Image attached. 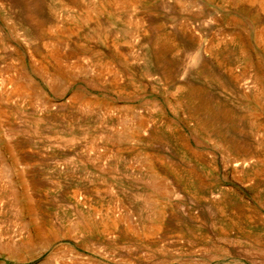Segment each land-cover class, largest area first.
Segmentation results:
<instances>
[{"label": "rangeland", "instance_id": "374dc122", "mask_svg": "<svg viewBox=\"0 0 264 264\" xmlns=\"http://www.w3.org/2000/svg\"><path fill=\"white\" fill-rule=\"evenodd\" d=\"M100 1L0 0V264H264V97L249 107L231 79L248 61L245 80L264 82L262 1ZM181 85L227 108L212 131L246 152L243 167L198 126L201 110L176 104ZM248 112L255 128L238 119ZM122 113L143 127L112 151L106 120ZM106 211L111 229H74L79 212Z\"/></svg>", "mask_w": 264, "mask_h": 264}, {"label": "bare ground", "instance_id": "6f19581e", "mask_svg": "<svg viewBox=\"0 0 264 264\" xmlns=\"http://www.w3.org/2000/svg\"><path fill=\"white\" fill-rule=\"evenodd\" d=\"M136 1H138V0H101L99 2V6L96 8V10L104 11L106 9L112 8L113 6H121V5L132 6ZM247 1L250 2V0H247ZM254 1L257 2L258 0H254ZM260 2H261L260 4H262L261 6L264 8V0H260ZM31 17L32 16H30V18ZM82 18H88V16L86 15L85 12L83 13ZM130 22H131V20L130 21L128 20V22H126V24L127 23L129 24ZM34 24H35V27L37 29V32L32 31L34 33V37L36 36V34L40 35V37H41V33L43 31V28H42L43 26H41V24L39 22H37V20H34ZM99 27H100L99 24H97L98 30H99ZM23 30H24L25 37L31 38V29L26 27ZM42 35H43V33H42ZM162 42H165V37L162 38L160 36L155 40V43H154L156 46H158V49L156 50L157 51L156 54H159L160 57H162V53L164 52L162 50L165 48V45H164L165 43H162ZM258 42L260 44L264 45V31H263V33H261L258 36ZM244 50H245L244 43L242 42V40L240 38H236L234 41L233 50H232L233 61H237L239 58H241V56L245 55ZM208 52L210 54H212L213 49L208 50ZM212 56L215 57L216 54L213 53ZM217 59H220V57ZM102 66L104 67V65H102ZM106 67H107V65H106ZM249 67H250V64H248V61H247V64L243 65V67L240 69L238 74H236L235 76H231L232 77L231 79L234 81L242 83V86L244 89L252 90V98H250V99H252L251 100L252 102H250V106H249V107H251V104H254V106L259 105L260 104V98L264 97V82L262 81V78L259 75H257L255 77L254 85L251 86L250 83L245 80ZM147 69H148V67H147ZM42 70H43V74L45 76H47V78L49 80L55 81L56 76L50 75V70L46 66H43ZM148 71H150V69ZM147 73H149V72H147ZM163 75H164L166 81L170 80V77H169L166 70H164ZM205 78H210V77L205 76ZM214 78L218 79V77L216 78V76H214ZM214 78H213V80H214ZM8 82H9V84L11 83L10 80H6V81L3 80V84H5V85ZM11 88H12V90L10 92L11 94L15 93V92L17 93V91H19L21 89L20 87L14 86V85H12ZM176 92H177L176 104L179 106L186 107L188 110H190L191 115L194 117H195V113H197L198 110H201L202 111L201 113L204 114V117L203 118L197 117L198 126L203 131H206L208 133L213 134L214 139L216 140V142L218 144H219V142L221 143V145H222L221 147L225 150V152L227 154L233 155V160L237 163V166L243 167L246 160H247L246 152H244L241 155L240 153H238L239 150L237 149V145L235 142H233V141L225 142L224 135L219 130L218 131H212L214 129L213 126L215 125L217 127L216 124H218L220 122V120H222L223 118H230L231 117V114H229L230 112L227 110V108H225L224 106H221L219 104H217L215 106H211L209 103L203 101L200 98L202 90L199 88H196L194 86H187V85L177 86ZM2 93H4L3 90H2ZM242 96L244 97L245 95H242ZM249 97H251L250 94H249ZM199 98L202 100V102H198ZM245 98H247V96H245ZM74 101L81 104V106H83L85 109H88V110L89 109L93 110L94 106H96V105L101 107L99 109H102V106L98 104L99 103L98 101L88 100L83 95L78 96V97L74 96ZM127 111L128 110H126V112ZM88 112H90V111H88ZM131 113H133V111H131ZM104 114H107V112ZM108 116H110V115H108ZM248 117H250L252 119L253 124H254L252 126L255 128L257 125H256L254 118L250 114V112H248L247 116H246V114H245V116H238V119H241V118L243 119V118H248ZM128 121H132L130 113H122L121 115L116 116V118H111L109 121L106 120V124L109 123L107 125L110 127V130L107 132V135L109 136L108 138L110 139V137L114 136V139H115L114 144L111 147L112 151L113 150L118 151L117 144H118V142L121 143V140L124 137L136 136V135H138V132L142 130V127H143L142 120L135 122L134 128L130 127L131 124L133 123V121L131 124L127 123ZM118 125L122 126V128L120 130L117 127ZM96 135H97V133L93 134L92 136H96ZM100 137L102 138V136H100ZM233 151H236V153L233 154ZM230 155H228V156H230ZM148 168H149V172H151L153 174L154 170L152 169V167L149 166ZM152 179H153V177H152ZM116 222H117L116 219L112 218L111 215H109V213L106 211L105 214L100 218V221H98V222L92 221L91 216L89 214H84V213L79 212V216H78L76 222L75 223L71 222V223L74 224L73 226H74V229L76 231H88V230L93 229V228L102 229V230H109V229H111V226L115 225ZM150 228L151 227H149V229ZM30 242L31 241H30L29 237H25L22 241V244H24V243L27 244Z\"/></svg>", "mask_w": 264, "mask_h": 264}]
</instances>
